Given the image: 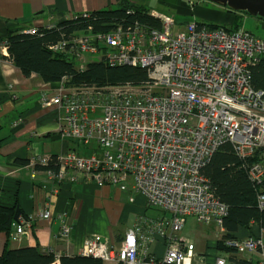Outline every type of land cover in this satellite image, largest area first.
I'll return each instance as SVG.
<instances>
[{"label":"built area","instance_id":"obj_1","mask_svg":"<svg viewBox=\"0 0 264 264\" xmlns=\"http://www.w3.org/2000/svg\"><path fill=\"white\" fill-rule=\"evenodd\" d=\"M150 14L160 20V28L112 24L102 32L88 26L85 32H71L49 46L51 51L72 53L81 62L79 69L86 65L84 54H99L98 60L111 66L143 68L145 82L65 86L62 79L50 94L38 95L41 108L62 111L57 118L62 138L81 148L94 140L97 149L86 155L69 148L55 155L56 170L44 171L34 167L46 165L50 157L35 153L28 162L33 175L42 172L56 192L61 181H73V175L80 173L97 186L129 189L149 208L170 213L166 219L136 217L119 244H110L99 234L85 238L80 253L104 264L202 262L203 254H196L194 244L176 233L187 216L222 229L227 206L214 196L201 168L225 142L242 159L264 147V91L251 84V67L264 56V39L243 28L228 31L196 20L177 30L174 14ZM78 17L89 18L90 13L21 31L54 29L60 21ZM2 47L6 50L5 42ZM246 169L249 179L260 184L264 165L252 163ZM258 206L264 208L263 193L258 195ZM38 215L51 217L45 208ZM58 219L57 237L68 243L72 224L64 214ZM31 226V216L20 217L12 239L30 238ZM165 237L169 242L164 248ZM159 238L164 250L158 256L148 251L147 243L156 244ZM225 243L239 252H257L259 264H264V229L257 237ZM213 263L225 264V258L217 255Z\"/></svg>","mask_w":264,"mask_h":264},{"label":"crops","instance_id":"obj_2","mask_svg":"<svg viewBox=\"0 0 264 264\" xmlns=\"http://www.w3.org/2000/svg\"><path fill=\"white\" fill-rule=\"evenodd\" d=\"M123 1L144 6L150 12L174 14L175 26L180 22L178 16L191 13L190 11L205 16L210 14V17L217 21H233L232 16L226 12L211 13L196 6L193 10L188 9L185 0H0V42H4V37L9 31H21L83 12L115 8ZM191 20L193 19L188 21ZM6 53V50L0 52V184L5 187L1 196L4 202L10 203L16 195L17 205L23 216L32 217L31 237L20 241L11 237L10 247L39 244L42 249L51 250L57 255L80 254L84 239L95 234L104 236L110 244H119L125 230L131 225L120 229L117 227L118 223L112 221L111 226L98 227L95 231H90L84 226L89 213H92L91 210L105 208L116 216L119 197L122 194L126 196L123 192H134L129 189L123 191L111 185L97 186L93 180H87L80 173L73 175L76 177L73 181L67 178L61 181L54 192L53 183L42 172L33 175L28 163L19 162L29 161L35 153L51 157L69 148L80 152L78 148L81 147L76 146L73 140L59 136L57 118L62 111L39 106L38 95L42 91L50 94L51 90L57 88L58 83L42 82L34 74L24 76L5 56ZM138 197L143 204L144 198L139 195L135 199ZM90 205L93 207L90 208ZM43 208L49 210V219L38 217V212ZM62 214L66 221L72 224L68 243L57 237L60 227L58 216ZM209 227L211 229L216 226ZM216 228L221 234V229ZM216 235L217 232L211 237L204 235L201 243L204 248L208 240L218 239ZM189 240L193 244L195 242L194 249L197 252L196 241ZM4 242L5 234L0 232V254L5 246ZM168 242L165 237L164 248ZM147 248L159 256L164 250L162 239L159 238L156 244L148 242ZM207 260L210 259L203 256L202 262Z\"/></svg>","mask_w":264,"mask_h":264},{"label":"trees","instance_id":"obj_3","mask_svg":"<svg viewBox=\"0 0 264 264\" xmlns=\"http://www.w3.org/2000/svg\"><path fill=\"white\" fill-rule=\"evenodd\" d=\"M185 2L188 9L193 10L197 6L194 0L193 4H189L187 0ZM225 9L226 13L232 16V22L197 21V23L207 27H223L228 31L243 28L240 20L243 13ZM112 24H121L124 27L135 24L148 28L161 27L160 20L152 16L148 8L123 1L115 8L91 12L89 18L78 17L76 20L60 21L54 29L39 28L33 34L16 30L9 31L4 37L7 49L5 56L24 76L34 74L45 83H56L64 79L65 86L142 84L147 80V73L143 68L129 65L111 66L101 59L87 62L84 69H79L76 57L72 53L62 50L55 52L49 49L50 45L66 38L71 32H85L88 26H91L92 31L104 32L109 30ZM251 84L254 88L264 91V56H260L251 67ZM54 160L55 155H51L46 165L36 164L34 168L41 171L56 170ZM19 162L25 164L29 161L19 160ZM252 163L264 165V147L258 149L252 156L242 159L237 155L232 144L225 142L217 148L201 168V173L206 177L214 196L227 206V214L222 220L221 237L206 244L205 247L212 249L213 253L210 255V260L203 264H214L213 261L217 256L214 251L218 252V250L227 253L224 256L225 264H259L258 258L239 256L238 254L242 252L225 243L227 239L257 237L260 230L264 229V208L258 206V195L264 194V175L260 184H254L249 179L246 169ZM3 190L5 187L0 184V232L5 234V246L0 254V264H53L54 262L58 264H104L101 259L90 255H57L51 250L42 249L39 244L11 248L10 239L13 232L11 228L20 222V217L26 218L27 216L21 213L18 219L14 220L15 208L18 207L16 195L12 202H4L1 196ZM211 229L214 230V228ZM191 264L197 263L192 262Z\"/></svg>","mask_w":264,"mask_h":264},{"label":"rangeland","instance_id":"obj_4","mask_svg":"<svg viewBox=\"0 0 264 264\" xmlns=\"http://www.w3.org/2000/svg\"><path fill=\"white\" fill-rule=\"evenodd\" d=\"M194 1L197 2V6H196L197 8L207 10L211 13L227 12V10L224 7L216 5L210 1H207V0H194ZM190 19H193L196 21H203L206 23L218 22L217 20L211 18L210 14L208 16H205V15H199L195 12L183 13L182 15L178 16V20H180L181 23L179 22V24H177L175 26V29H179V28L182 29V27L184 28V26L187 24L188 20H190ZM240 20H241V25L244 29L249 30L256 37L264 39V21L262 19H258L256 17H252L249 15L242 14ZM4 42H3V40H2V42H0V52H1V48H3L2 44ZM83 56H84V61L86 63L90 62V61H96L99 58V54H93V55L84 54ZM76 63L78 65L81 64V62H79V61H76ZM68 139L72 140L70 138H68ZM78 149L80 151L79 154L88 155V154H91L93 152V149H97V144L94 140H92L91 144L88 147H86L84 149H82V148H78ZM99 152H98V154H99ZM123 191H126V188ZM123 193H126V196L124 194H122V196L119 197L118 202H119L120 206L118 205V208H116L118 210V213L116 216L111 214L108 211V209H105V208H99V209L91 210L92 213L90 212L88 215V220H87L88 224L86 223L84 228H86L90 231H95L98 227L104 228L107 226H111V224L113 223L112 221H115L116 224L118 223L117 227H119L120 229H123L126 226L132 225L133 220L140 215H144L146 217H164L165 219L170 217V213H168V212H163L161 210L149 208L143 202H142L143 204H141V200L139 199V197H138V199H135L137 196H139L138 194L127 193V192H123ZM89 207L92 208L93 206L90 205ZM99 211H100V213H99ZM113 212H116V210H113ZM98 213H99V215H98ZM97 216H98V218H97ZM39 218L49 219V217L46 218V217H40V216H39ZM208 225L214 226L213 224L205 225L204 223H200L196 220V218L194 216H187L185 218V222L182 225V228L176 232L178 235L183 236L186 239L195 240L197 243V245H196L197 252H196V250H195V252L196 253H202L203 255H200V256H204L206 259H209L211 257L210 255H212L213 252H212V249H210V248L208 249L206 247L204 248V246L201 244V243H203L204 235L207 234L211 237L214 232H217V235L215 237H218V238L221 237V234H220V232H218V229L216 227H214V230H212V229H209L210 227ZM214 239L215 238H213V240ZM210 243H212L211 240H209L207 242V244H210ZM194 244H195V242H194ZM214 254L220 255V256L227 255V253H224L221 250H218V252L214 251ZM238 255L239 256H247V257L254 256L256 258H259V255L257 252H252V253L242 252Z\"/></svg>","mask_w":264,"mask_h":264},{"label":"water","instance_id":"obj_5","mask_svg":"<svg viewBox=\"0 0 264 264\" xmlns=\"http://www.w3.org/2000/svg\"><path fill=\"white\" fill-rule=\"evenodd\" d=\"M228 10L260 17L264 21V0H207ZM21 215L19 207L15 208L14 220ZM13 229V226L12 228Z\"/></svg>","mask_w":264,"mask_h":264},{"label":"clouds","instance_id":"obj_6","mask_svg":"<svg viewBox=\"0 0 264 264\" xmlns=\"http://www.w3.org/2000/svg\"><path fill=\"white\" fill-rule=\"evenodd\" d=\"M19 32H23V31H19ZM23 33H25V32H23ZM6 51H7V49H6ZM5 55H7V53H6ZM80 254H81V253H80Z\"/></svg>","mask_w":264,"mask_h":264}]
</instances>
